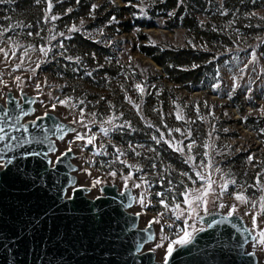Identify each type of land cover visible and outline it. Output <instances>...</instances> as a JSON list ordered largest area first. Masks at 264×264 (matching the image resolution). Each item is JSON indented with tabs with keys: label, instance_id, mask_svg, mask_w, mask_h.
I'll return each mask as SVG.
<instances>
[{
	"label": "rangeland",
	"instance_id": "374dc122",
	"mask_svg": "<svg viewBox=\"0 0 264 264\" xmlns=\"http://www.w3.org/2000/svg\"><path fill=\"white\" fill-rule=\"evenodd\" d=\"M189 10L205 24H208L207 18L216 17L217 13L211 2L202 12L195 5ZM250 15L255 16L252 21L260 31L241 35L228 23L223 28L225 37L211 44L184 28H165L164 18H157L153 27L140 30L146 41L152 44L213 51L220 57V63L211 78L210 88L187 93L153 77L155 71L159 73L158 67L137 52L136 28L128 32L112 31L102 24L88 27L87 20L79 19L62 31L54 20L46 19L55 16L48 10L44 18L47 31L39 35L43 43L27 39L21 24H17L14 31L2 29L0 25V48L9 54L5 57L0 52V80L16 91L15 77L19 76L31 92L45 93L39 111L51 109L55 104L68 118L83 121L80 123L85 139L77 140L72 136L63 144L79 154L82 181L88 186L95 179L133 183L138 194L137 209L159 220L157 227L163 246L158 252L162 255L168 242L176 239L178 234L182 235L185 227L186 217L178 219L169 209L176 204L185 207L182 193L201 189L207 183L200 180L197 173L214 181V191L208 199L223 204L225 209L235 205L251 223L264 228V209L260 206L264 203L261 200L264 197V188L261 187L264 185V168L261 166L255 172L252 181L247 176L251 157L258 160L262 148L260 140L244 124L248 116L264 117V51L260 50L264 42V10H254ZM221 23L211 20L209 26ZM73 25L83 36L109 47V61L119 64L113 78L98 72L97 67L88 69L85 77V69H81L78 61L72 69L66 70L67 74L51 76L44 71V65L56 56L65 58L60 43ZM39 33L37 31L35 36ZM41 48L48 49L47 56L40 51ZM38 84L41 86L39 90L36 88ZM137 85L143 88V92ZM4 87L0 84V99ZM61 100L67 103H59ZM237 100L241 101L240 108L234 104ZM134 105H139V111ZM177 114L182 119H177ZM110 118L111 123L108 122ZM140 123L146 129L140 128ZM102 128L108 131L105 133ZM161 134L162 141L181 156L188 171L175 170L161 158L155 149L162 143L156 142ZM88 137H94L92 143L87 142ZM188 144H192L191 151ZM177 147L183 150L177 151ZM237 152L246 155L244 163L234 156ZM245 162L248 169L243 165ZM113 171L115 176L110 175ZM226 180L235 183H229L221 192L220 185ZM238 193L248 202L236 200ZM141 194L144 196L143 205L139 202ZM162 200L169 209L164 207ZM253 204L257 206L253 208ZM189 223L194 224L191 220ZM162 237L167 239L162 240ZM257 250L264 259V246Z\"/></svg>",
	"mask_w": 264,
	"mask_h": 264
},
{
	"label": "water",
	"instance_id": "95a60500",
	"mask_svg": "<svg viewBox=\"0 0 264 264\" xmlns=\"http://www.w3.org/2000/svg\"><path fill=\"white\" fill-rule=\"evenodd\" d=\"M1 94L0 106L10 109L13 115L18 111V102L23 106L28 114L21 123L28 125L32 137H47L45 143L33 144L32 148L46 151L54 144L58 149L49 154L53 161L69 148L63 146L68 137L83 136V125L68 118L60 108L39 111L46 95L31 92L24 81L17 84L16 91L7 86ZM37 117L42 119L37 121ZM71 149L56 166L58 178L63 184L74 180L88 188L81 179L80 156ZM21 166L24 170L18 171ZM47 172L50 169L42 157L17 160L7 171L0 169V264H165L166 251L160 255L157 247V223L149 227L153 218L137 209L138 194L133 183L102 180L95 189L79 191L75 199L64 202L57 191L39 186V176ZM48 179L50 183L51 175ZM97 196L101 198L95 199ZM230 209L210 199L197 208L199 216L190 220L197 229L206 230L194 234V244L177 247L168 264H264L259 246L252 242L262 227L251 223L236 206L235 213L228 217ZM222 219L224 223L207 228L208 222ZM149 235L153 238L147 239ZM219 241H227L226 246L218 247Z\"/></svg>",
	"mask_w": 264,
	"mask_h": 264
},
{
	"label": "trees",
	"instance_id": "16d2710c",
	"mask_svg": "<svg viewBox=\"0 0 264 264\" xmlns=\"http://www.w3.org/2000/svg\"><path fill=\"white\" fill-rule=\"evenodd\" d=\"M211 2L216 8V17L207 18V23L200 22L198 17L189 10L193 5L204 11L207 3ZM0 0V25L2 29L14 31L17 24L24 26L23 33L34 43H43L39 35L45 33V14L55 15L54 23L65 30L70 24L79 19L88 21V27L104 25L112 31L128 32L133 28L138 30V44L136 50L151 60L158 67L153 77L161 79L184 92L210 88L211 78L216 73L220 57L213 51L195 49L191 47L161 46L147 42L145 34L140 30L154 26V20L164 18V27L167 29L181 27L189 31L207 44L217 43L224 38V26L228 23L241 35H252L260 31L253 23L255 16L250 13L254 10H264V0ZM118 3V4H117ZM140 3V7L137 5ZM93 5L97 7L93 8ZM211 20L222 22L218 26H209ZM228 24V25H229ZM40 29V30H39ZM40 32L36 34V32ZM28 33L30 36H27ZM32 35V36H31ZM34 35V36H33ZM61 48L65 58L56 56L44 65V71L51 76L67 74L75 62L82 65L83 75L88 69L97 67L98 72H104L113 78L119 64L110 60L109 47L83 36L77 30L69 32L61 39ZM264 51V42L260 46ZM84 65V67H83ZM79 67V66H78ZM87 77V76H85ZM171 90V89H170ZM164 103V102H163ZM234 104L240 108L241 101ZM244 124L251 129L254 136L260 140L262 151L259 159H250L251 169L247 172L249 181H252L255 172L264 168V117L248 116ZM139 127L146 129L143 123ZM168 165L175 170L188 171L181 156L162 141L155 148ZM235 157L244 163L246 155L237 152ZM248 169V166L245 164Z\"/></svg>",
	"mask_w": 264,
	"mask_h": 264
},
{
	"label": "snow or ice",
	"instance_id": "6c2138e0",
	"mask_svg": "<svg viewBox=\"0 0 264 264\" xmlns=\"http://www.w3.org/2000/svg\"><path fill=\"white\" fill-rule=\"evenodd\" d=\"M52 5L49 0L48 8L51 9ZM97 7L96 5H93V8ZM46 19L55 20V16L46 17ZM70 31L76 30L75 26ZM61 36H63V33H60ZM53 39L55 37H52ZM40 51L47 56L48 49L41 48ZM0 52L4 53L5 57H8V52H6L3 48H0ZM39 66V65H37ZM17 68L20 67L19 64L16 65ZM21 78L19 76L15 77V81L18 83L20 82ZM0 84H4L5 87H7V83L3 80H0ZM40 85H36V88L39 90ZM141 92H143V88L140 85L136 86ZM34 102V101H33ZM61 104H66L67 101L61 100L59 101ZM137 108V111H139V105H134ZM56 105L53 104L52 108L55 109ZM16 108L18 109L17 113L13 115V112L10 109H6L2 106H0V169L7 171L10 167H13L16 165V161H27L32 157L40 158L42 157L44 159V162L48 165L50 172H47L46 174H42L39 176V186L40 187H49L51 190H55L59 194V199L61 201L67 202L75 199V195L79 191H85L89 192L91 191V188H95L98 185L102 183L100 179H95L92 181V184L90 187L85 188L80 185H78L74 180L68 181L67 184H63L61 180L58 178V174L56 173V166L60 164L69 153H71L72 149L69 147L65 152L60 153L58 156H56L55 161L51 159L50 153L57 152L58 149L55 148L54 144H50L46 151L44 150H37L32 148L31 146L33 144H43L47 140V137L44 139H38L36 137H32L29 132V127L25 123H21L22 117L27 115L28 113L24 111L23 106L18 102L16 104ZM83 110H81L82 112ZM48 113L45 112L44 116H47ZM177 119H182V117L177 114ZM42 117H37L36 120H41ZM77 122V121H74ZM83 122V121H79ZM111 123V118L108 121ZM33 125H36V121L31 122ZM58 130H62V126L57 125ZM72 131H75L73 129ZM101 131L107 132L108 129L102 128ZM175 131L179 132L180 129H176ZM63 138L62 136L60 137ZM77 140H83L85 137L77 134L76 135ZM94 137H88L87 142L92 143ZM154 139H156L154 137ZM163 140V134H161L160 139H158L156 142L160 143ZM71 144V142H69ZM188 150L191 151L192 144L187 145ZM204 147H208V145H204ZM177 151H182L183 149L180 147H177ZM205 155H208L206 152ZM71 167V166H69ZM18 171H23V166L19 167L17 169ZM51 175V182L49 183L48 176ZM90 175V173H89ZM110 175L115 176L116 172H111ZM198 178L200 180H205L207 183L206 185L201 189L196 190H186L184 193H182L184 200L183 204L185 207H181L180 204L174 205L171 209H169V205L165 203L163 200L161 203L164 205L166 209H169L173 212V214L179 219L180 217L184 216L186 217L184 220L185 227L182 229V235L178 234L176 239H173L168 242L166 247V254H165V264H168L169 258L171 254L176 250L177 247H184L187 248L189 245L195 243V233L199 231H205L206 229L200 228L197 229L195 224H190V219H196V217L199 216V213L196 211L197 208L204 207L208 202V196L211 192L214 191L212 188V184L214 181H211L209 178L204 176L203 174L197 173ZM128 177H125V180H127ZM229 183H235L234 181H225L222 185H220L221 192L225 191L228 187ZM139 186V185H137ZM264 188V185L261 186ZM69 188H71V195H69ZM100 196H97L95 199H100ZM235 199L244 203H247L248 201L242 194H236ZM262 201H264V197L261 198ZM139 202L143 205L144 204V196L141 194ZM253 208H255L257 205L253 204ZM261 208L264 209V203H261ZM220 207H224L223 204L220 205ZM206 210V209H205ZM94 211H98L94 209ZM235 213V205L231 206L230 211L227 213L228 217H231ZM225 220H212L207 223V228H213L214 226L224 223ZM152 223H159V220L156 218H153V221L149 222V227ZM255 223V221H254ZM153 236L149 235L147 239H152ZM163 239H167L166 237H162ZM252 242L254 245L257 246H264V228H261L258 235H255L252 237ZM227 244V241H219L218 247H225ZM141 245H137V248H139ZM163 246L157 245V247Z\"/></svg>",
	"mask_w": 264,
	"mask_h": 264
}]
</instances>
